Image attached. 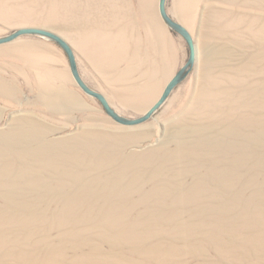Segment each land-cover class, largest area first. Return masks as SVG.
I'll return each mask as SVG.
<instances>
[{
	"label": "rangeland",
	"instance_id": "rangeland-1",
	"mask_svg": "<svg viewBox=\"0 0 264 264\" xmlns=\"http://www.w3.org/2000/svg\"><path fill=\"white\" fill-rule=\"evenodd\" d=\"M199 58L114 121L39 35L0 44V264H264V0H168ZM61 33L143 115L189 56L159 0H0V36Z\"/></svg>",
	"mask_w": 264,
	"mask_h": 264
},
{
	"label": "water",
	"instance_id": "water-1",
	"mask_svg": "<svg viewBox=\"0 0 264 264\" xmlns=\"http://www.w3.org/2000/svg\"><path fill=\"white\" fill-rule=\"evenodd\" d=\"M167 1L168 0H159L160 15L165 21V23L168 25V27H170L171 30L183 37V39L186 41L189 49V56L185 64L168 81L158 100H156V102L143 115L139 117H128L121 114L111 104V102L104 93L95 90L87 83V81L81 74L75 48L69 42V40H67V38H65L62 34L45 27L22 26L13 30L9 34L0 36V44L13 41L23 35H39L54 41L66 53L73 78L76 81V84L86 94L97 99L104 108L105 112L117 123L127 126L139 125L149 120L163 106V104L170 97L172 91L189 76L193 68L196 66L199 58V49L195 37L185 25L176 20L169 13Z\"/></svg>",
	"mask_w": 264,
	"mask_h": 264
},
{
	"label": "bare ground",
	"instance_id": "bare-ground-1",
	"mask_svg": "<svg viewBox=\"0 0 264 264\" xmlns=\"http://www.w3.org/2000/svg\"><path fill=\"white\" fill-rule=\"evenodd\" d=\"M179 21V20H178ZM180 22V21H179ZM183 24V23H182ZM184 25V24H183ZM187 27V26H186ZM189 29V28H188ZM61 34V33H60ZM68 40V39H67ZM70 42V41H69ZM71 43V42H70ZM72 44V43H71ZM74 47V46H73ZM118 111V110H117Z\"/></svg>",
	"mask_w": 264,
	"mask_h": 264
}]
</instances>
